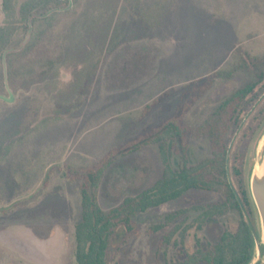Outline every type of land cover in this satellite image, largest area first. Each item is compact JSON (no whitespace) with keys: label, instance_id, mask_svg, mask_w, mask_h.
I'll list each match as a JSON object with an SVG mask.
<instances>
[{"label":"rangeland","instance_id":"1","mask_svg":"<svg viewBox=\"0 0 264 264\" xmlns=\"http://www.w3.org/2000/svg\"><path fill=\"white\" fill-rule=\"evenodd\" d=\"M259 75L251 93L219 117L228 174L239 170L247 189L251 168L264 156V0H66L32 14L0 58V264H76L79 171L205 81L182 117L186 150L176 144L169 153L172 168L200 163L210 157L207 135L197 131L201 122ZM162 169L154 144L116 155L99 183L100 207L108 211L137 195ZM236 179L229 182L249 219ZM222 200L218 192L189 190L137 214L132 231L120 225L115 232L108 263L181 262L236 230L235 209L199 216ZM168 214L176 218L167 223Z\"/></svg>","mask_w":264,"mask_h":264},{"label":"trees","instance_id":"2","mask_svg":"<svg viewBox=\"0 0 264 264\" xmlns=\"http://www.w3.org/2000/svg\"><path fill=\"white\" fill-rule=\"evenodd\" d=\"M66 0H22L16 4V0H0L4 21L0 25V58L7 48L15 29L22 24L25 30L28 19L37 11L48 12ZM259 75L255 81H251L240 87L218 105L215 111L201 122L197 131L206 133L210 157L205 158L194 166H187L185 162L179 168H172L169 163L170 149L175 146L184 152L186 145L182 139V117L189 104L198 97L206 87L205 81L197 82L191 91L185 92L175 108L164 107L168 114H164L160 120L147 124L124 138L115 148L109 150L102 158L90 167L79 171L82 182L79 185V216L74 224V258L76 264H109L108 249L111 239L119 226L127 232L132 231L135 222L133 218L150 208L159 207L165 203L177 200L189 190L214 191L222 195V202L213 204L204 209L199 215L201 219H210L215 215H222L229 209L239 212L240 218L234 232L223 231L219 239L205 246H198L181 262L170 261L165 264H248L254 253V241L251 230L242 215L240 203L229 177L236 176V192L240 196L249 221L256 234L251 207L254 208L248 189L242 182L239 170L232 167L230 176L226 167V146L224 142V123L220 117V111L234 99L241 100L255 88L262 79ZM164 98L145 106L141 113V119L155 108L156 104ZM149 111V112H148ZM139 119V120H140ZM221 121V122H220ZM134 130V128H131ZM203 132V133H202ZM175 141H178L175 143ZM156 145L163 169L160 177L149 187L140 191L137 195L125 197L121 203L108 211L102 210L97 200V192L102 174L116 155H125L139 149L141 146ZM176 149V150H177ZM176 218L175 214H168L165 219L171 222ZM158 228V227H156ZM264 264V263H261Z\"/></svg>","mask_w":264,"mask_h":264},{"label":"water","instance_id":"3","mask_svg":"<svg viewBox=\"0 0 264 264\" xmlns=\"http://www.w3.org/2000/svg\"><path fill=\"white\" fill-rule=\"evenodd\" d=\"M247 186L250 198L256 209L259 222V232L257 235L243 207L241 206L242 213L251 230L254 241L253 257L248 264H261L264 261V156H262L259 163L254 164L251 168Z\"/></svg>","mask_w":264,"mask_h":264}]
</instances>
